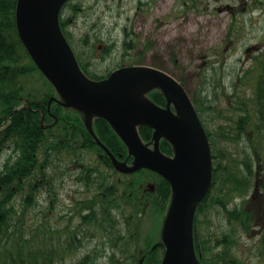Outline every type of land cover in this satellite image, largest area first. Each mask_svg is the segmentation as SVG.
<instances>
[{
  "label": "trees",
  "instance_id": "16d2710c",
  "mask_svg": "<svg viewBox=\"0 0 264 264\" xmlns=\"http://www.w3.org/2000/svg\"><path fill=\"white\" fill-rule=\"evenodd\" d=\"M199 1L185 0L183 3L190 7ZM254 2L259 5L261 0ZM16 3L17 0H0V153L5 150L11 153L0 170V264H95L97 252L101 253V239L111 250L106 264H160L165 251L160 243L162 227L172 192L165 178L147 169H140L127 182L111 185L104 180L105 174L97 163L89 161L78 179L87 188H95L97 194L93 201L87 198L86 205L76 202L80 221L73 227L51 229L42 224L40 230H24L28 229L27 215L36 196L40 195L39 187L51 188L55 182V174H50L54 160L63 163L65 157L70 156L75 162H83L78 156L95 152L112 166L110 157L95 138L118 160L130 164L133 158L105 119L94 116L88 126L83 110L62 104L65 99L41 73L19 37ZM65 4L59 16L63 32L68 18L64 13ZM70 9L72 13L78 12L75 5H70ZM232 16L234 18V13ZM255 62L257 68L245 70L241 81L244 87H251L255 112L257 109L264 123V59ZM80 68L95 80L110 74L86 72ZM238 80L233 85L236 86ZM221 83L222 80H218L214 86L224 89ZM146 96L158 104H166L159 88L149 90ZM191 98L198 111L194 92ZM199 104H207L204 96ZM137 130L143 144L152 147V128L140 125ZM159 146L166 154L173 152L165 138H161ZM67 168L66 165L64 173ZM143 178H146L144 182ZM18 198L22 200L21 208L15 201ZM199 208L200 205L193 224L197 264H241L232 255V235L227 232L220 237L210 235L207 228L203 229L206 226L199 219ZM233 218L244 225L238 212ZM78 231L80 238L76 237ZM85 236L98 238L100 242L78 255L76 250L83 246ZM154 244L157 246L152 249ZM72 254L78 257L67 263Z\"/></svg>",
  "mask_w": 264,
  "mask_h": 264
},
{
  "label": "water",
  "instance_id": "95a60500",
  "mask_svg": "<svg viewBox=\"0 0 264 264\" xmlns=\"http://www.w3.org/2000/svg\"><path fill=\"white\" fill-rule=\"evenodd\" d=\"M65 1L17 0L16 24L25 48L65 99L64 105L85 110L89 117H103L117 132L133 156L130 166L118 161L98 141L117 170L129 173L147 168L168 180L172 201L163 226L161 264H197L193 217L210 185L211 154L190 96L179 81L150 66L123 67L98 81L88 78L60 28L59 12ZM141 86L146 87L143 94L153 87L161 89L166 107L155 105L144 95L141 98ZM140 123L154 128L151 149L138 136L136 125ZM161 136L172 144V157L160 151Z\"/></svg>",
  "mask_w": 264,
  "mask_h": 264
},
{
  "label": "rangeland",
  "instance_id": "374dc122",
  "mask_svg": "<svg viewBox=\"0 0 264 264\" xmlns=\"http://www.w3.org/2000/svg\"><path fill=\"white\" fill-rule=\"evenodd\" d=\"M183 1L185 0H73V2L80 3L82 11H79L75 16L77 22L74 26H71V29L79 34L82 32L81 30L86 28L84 23L90 26L91 22H98L95 19L99 17L100 28L102 27L99 32L106 36L109 34L112 36L113 34L112 37L120 38L118 37L119 31L114 28L113 30L111 26V22H114V17L117 16V7H119L121 17H118L121 25L126 21V18L134 17L138 31H142L144 34L146 32L152 33L154 27L156 29L155 32L158 33V30L162 31L160 36L157 35V39L161 38L167 53L164 70L180 80L190 96L194 92L198 78L204 84L206 82L214 84L216 81L222 80L221 86H226V90H228L229 85L236 80L237 76L243 75L242 70L251 62L245 54L246 48L257 46L261 42L264 44V0H261L257 8L253 9L251 8L254 7V0H200L195 5L189 3L190 7L184 4ZM244 2H247V4L248 2L251 3L252 7L249 8L248 5V8L243 9L240 5ZM227 4L232 5L233 8H226ZM247 4L244 3V5ZM230 12L234 13L235 19L230 15ZM232 20L234 21L232 22ZM157 21L161 24L159 29L158 25H156ZM230 39L232 43L228 50L226 49L224 52L223 61L214 63L212 60H216V57L219 56V51L225 47ZM254 50L251 51L252 54H254ZM174 52L177 55V62L171 61L172 53ZM110 62L105 63V65L110 64ZM203 64L205 65L204 69L198 68V65ZM208 64H216L214 65L216 71L213 66L207 67ZM102 65L104 66V63ZM224 65L225 67L221 68ZM240 86L241 90L246 92L248 99L253 97L251 87ZM141 88L142 91L140 92L143 94L146 87L141 86ZM86 154H91L94 159L96 158L95 152ZM10 157L11 153L7 150L0 153V170L4 162ZM78 160H83V162H75L74 158L71 159L70 156L69 158L66 156L63 163L56 160L53 161L54 169L50 168V174H55V182L51 188L50 186L39 187L41 189L40 195L39 197L36 196L37 199L33 202V206L27 215L28 229L25 228L24 230H40L44 226L42 224L50 226L49 228L51 229L67 227V225L73 227L80 221L81 218L78 213L77 216L73 212L70 215L68 214L71 211L69 209L76 200L81 201L84 205L87 204L85 201L87 198H91L93 201V197L96 196L97 192H83L84 188L70 179L68 174L70 165L74 167H78V164L83 165L82 172H78L79 178L81 173H84L89 161L96 163L93 160L85 159L81 155L78 156ZM97 164L100 166L99 163ZM66 165L68 168L65 171L66 173H64ZM100 169L105 174L104 180L106 182L114 185L117 183L118 185L129 181L135 173L143 168L129 173H121L109 166H104V170ZM59 173L64 175H59ZM77 180L80 181L79 179ZM145 180L146 178H143L142 182ZM149 187L150 190H153L152 185ZM231 194L233 195L229 197L228 201H230L229 208L232 210L235 206H239V198L237 197L238 194L233 192ZM15 201L21 208L22 200L18 198ZM207 212V214L204 212L205 216L199 215V219L206 226L203 229L206 230L207 228L214 237H220L222 233H230L234 240L232 255L238 258L242 264H257L258 260L255 255H247L248 247L253 245L256 239L252 237L251 233L245 234L243 232L245 227L241 225L242 223L239 220L233 218L237 212L241 214L239 210L223 212L218 205H213ZM111 213L113 214V211ZM117 215L119 216V214ZM90 228L94 231L93 227ZM251 229H254V227ZM63 237H65V233ZM96 242H100V240L98 238L95 240V237H83L84 244L76 250V254H83ZM251 249L254 250V246ZM99 251L101 253L97 252L95 264H106L107 256L108 254L111 255V250L106 247L102 239ZM212 254L214 255L215 251ZM77 257V255L72 254V258H67L66 262L69 263Z\"/></svg>",
  "mask_w": 264,
  "mask_h": 264
},
{
  "label": "flooded vegetation",
  "instance_id": "af4514ba",
  "mask_svg": "<svg viewBox=\"0 0 264 264\" xmlns=\"http://www.w3.org/2000/svg\"><path fill=\"white\" fill-rule=\"evenodd\" d=\"M72 1L67 3L64 11L71 10L70 5H75ZM244 3L240 5L243 9L247 7ZM75 6L77 10L82 11V7ZM226 8L232 9L233 6L227 4ZM116 14L117 16L114 17L111 26L112 29L119 31L118 37L120 38L112 37L113 34L106 36L99 32L102 29V27L100 28L99 17L95 19L98 22H91L90 26L84 23L86 28L81 30L82 32L79 34L71 29V26L77 22L75 16L72 15L67 18L66 24H64V33L80 67L86 72L99 73H111L123 67L141 65L164 70L167 53L161 38L157 39V35L160 36L162 31L158 30L157 33L154 27L152 33L146 32L144 34L136 29L137 24L134 17L126 18V21L121 25L119 23V17H121L119 7H117ZM156 25H158V29L161 27L159 21ZM231 43V39L228 40L223 50L219 51L216 60H212L214 63L223 61L224 52L226 49L228 50ZM260 45H262L261 48H259ZM252 50L255 51L254 54L251 53ZM175 54L176 52L172 53L171 61L177 62V55ZM245 54L251 62L242 71L256 69L255 61L264 59V44L261 42L257 46L246 48ZM109 61H111L110 64L105 65ZM208 61L212 62L211 60ZM214 65L216 64H208L207 67L213 66L216 71ZM224 67L225 65L221 68ZM198 68L204 69L205 65H198ZM223 76L225 77V75ZM237 78L239 80L236 86L231 83L227 88L228 90H226V86L223 87L224 89L220 86L215 87L211 82H206L200 86L199 78L195 83L194 92L198 102L197 112L207 135L212 155V181L201 204H198V206L200 205L198 215L205 216V213H208L207 210H210L213 205H218L223 212L239 210L244 219V225L241 224L245 227L243 232L245 234L251 233L252 237L256 239L253 245L248 247L247 255H255L258 260L257 264H264V123L263 117L257 109L255 112L253 98L248 99L246 92L241 90L240 85L244 87L241 81L242 76H237ZM215 88H217V94L216 92L214 94ZM202 96L207 101L206 106L199 104ZM156 104L161 107L166 106V104ZM93 117L86 119L88 126L91 125ZM91 133L93 134V131ZM82 149L86 150V148ZM95 154V159L91 154L84 156L88 160L99 163L101 167H98L103 170L104 166L115 169L113 165L103 162L98 153ZM82 169V164H78V167L70 165L68 168L70 179L84 188L83 192H96L95 188H87L77 180L78 172H82ZM230 191L238 194L237 197L239 198V206H235L232 210L229 208L230 201H228L229 197L233 195ZM76 202L77 200L69 209L71 210L69 215L73 212L77 216ZM253 227L254 229H251ZM207 231L209 232V230ZM209 234L213 236L210 232ZM80 235L81 233L78 231L76 237L79 238ZM252 246H254V250L251 249ZM248 256L247 262L249 261Z\"/></svg>",
  "mask_w": 264,
  "mask_h": 264
}]
</instances>
